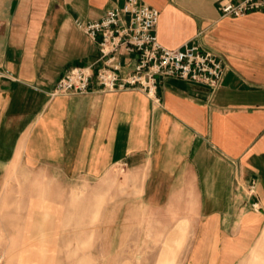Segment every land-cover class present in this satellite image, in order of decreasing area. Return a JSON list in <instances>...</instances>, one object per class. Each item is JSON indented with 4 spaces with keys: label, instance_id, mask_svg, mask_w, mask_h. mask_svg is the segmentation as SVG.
Here are the masks:
<instances>
[{
    "label": "crops",
    "instance_id": "1",
    "mask_svg": "<svg viewBox=\"0 0 264 264\" xmlns=\"http://www.w3.org/2000/svg\"><path fill=\"white\" fill-rule=\"evenodd\" d=\"M141 1L159 10L162 45L220 55V85L159 78L160 105L95 81L84 94L50 97L72 67L102 64L75 19L122 2L0 0V168L18 163L101 189L120 169L149 220L168 223L175 239L188 224V264H236L264 239V11L230 17L223 0ZM129 58L119 57L122 71Z\"/></svg>",
    "mask_w": 264,
    "mask_h": 264
},
{
    "label": "rangeland",
    "instance_id": "2",
    "mask_svg": "<svg viewBox=\"0 0 264 264\" xmlns=\"http://www.w3.org/2000/svg\"><path fill=\"white\" fill-rule=\"evenodd\" d=\"M139 192L120 169L101 189L18 163L0 168V264H188V224L175 239L168 223L148 219ZM263 254L264 239L236 264H261Z\"/></svg>",
    "mask_w": 264,
    "mask_h": 264
},
{
    "label": "built area",
    "instance_id": "3",
    "mask_svg": "<svg viewBox=\"0 0 264 264\" xmlns=\"http://www.w3.org/2000/svg\"><path fill=\"white\" fill-rule=\"evenodd\" d=\"M121 1L96 20L75 19V25L93 40L102 64L75 66L66 71L48 92L50 97L61 94H84L92 81L102 92L138 90L152 104L160 105L158 79L177 77L186 81L217 88L225 75V65L216 52L197 45L170 49L162 45L156 34L159 10L141 0ZM221 16L238 17L264 11V0H223L218 5ZM121 55L133 60L122 71ZM122 71V72H120ZM1 76V74H0ZM254 185L249 186L253 193ZM258 209L257 203H252Z\"/></svg>",
    "mask_w": 264,
    "mask_h": 264
},
{
    "label": "bare ground",
    "instance_id": "4",
    "mask_svg": "<svg viewBox=\"0 0 264 264\" xmlns=\"http://www.w3.org/2000/svg\"><path fill=\"white\" fill-rule=\"evenodd\" d=\"M44 236H45L44 234H39L37 236H34V234L32 235V234L29 233V234H27L26 237H27V240L32 241V240H34L37 237H44ZM46 243L45 242H40L39 244L38 243H35L34 244V247H35V249H36V251L38 252V255H39V258L38 259H39L40 263H42L43 261H45L46 260V257H47L48 249L46 248ZM25 247L28 248L27 245H25ZM255 257L257 259L258 258V255H255ZM260 263L261 264H264V254H263L262 258H261Z\"/></svg>",
    "mask_w": 264,
    "mask_h": 264
}]
</instances>
